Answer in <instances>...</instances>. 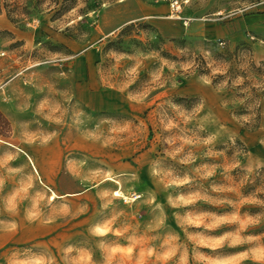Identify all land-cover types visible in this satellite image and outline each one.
<instances>
[{
    "label": "rangeland",
    "instance_id": "1",
    "mask_svg": "<svg viewBox=\"0 0 264 264\" xmlns=\"http://www.w3.org/2000/svg\"><path fill=\"white\" fill-rule=\"evenodd\" d=\"M0 264H264V0H0Z\"/></svg>",
    "mask_w": 264,
    "mask_h": 264
}]
</instances>
